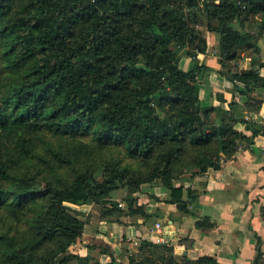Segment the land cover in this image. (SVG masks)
<instances>
[{"label":"trees","instance_id":"1","mask_svg":"<svg viewBox=\"0 0 264 264\" xmlns=\"http://www.w3.org/2000/svg\"><path fill=\"white\" fill-rule=\"evenodd\" d=\"M205 30L219 34L218 72L243 103L203 104L200 84L214 70L199 58L210 51ZM262 38L264 0H0V264H98L70 249L86 224L74 205L149 220L160 214L139 203L145 183L192 212L198 195L184 182L264 132L247 119L264 106ZM122 188L124 206L113 199ZM129 262L219 264L147 238Z\"/></svg>","mask_w":264,"mask_h":264},{"label":"crops","instance_id":"2","mask_svg":"<svg viewBox=\"0 0 264 264\" xmlns=\"http://www.w3.org/2000/svg\"><path fill=\"white\" fill-rule=\"evenodd\" d=\"M259 45L263 62L260 74L264 76V38ZM208 53L199 54L201 60L214 67L208 80L200 84L203 104H218L227 109L234 97L243 103L246 96L231 91L234 82L218 72L221 66L215 52L211 58ZM191 63V57H182L180 66L189 69ZM249 63L250 55L247 67ZM217 92L223 93L225 101L218 100ZM256 95L264 98V89H258ZM248 117L259 125L264 124V106L259 112H247ZM237 128L247 135L252 134L243 124H238ZM184 184L198 195V203L190 213L179 212L173 204L164 201L159 204L156 197L164 199L169 190L158 183H146L144 185L149 187L142 189L141 186V191L136 193L139 203L146 204L149 212L160 214L149 220L140 217L109 220L100 216L99 207L94 204L74 205L87 213L83 216L86 220L83 236L70 247L71 251L81 255L92 252L98 264H110L112 255L103 251L105 246L116 259L113 264H130L129 256L138 252L142 238L161 242L155 223L163 219L167 221L163 235L174 245L177 254L191 259L208 254L216 257L219 264H264V132L258 133L246 148H240L220 169L209 170ZM125 192L123 188L113 192V199L123 202V206ZM199 219L212 226L199 228L196 224ZM89 245L96 248L91 250ZM259 249L262 255L257 257Z\"/></svg>","mask_w":264,"mask_h":264},{"label":"rangeland","instance_id":"3","mask_svg":"<svg viewBox=\"0 0 264 264\" xmlns=\"http://www.w3.org/2000/svg\"><path fill=\"white\" fill-rule=\"evenodd\" d=\"M206 31V36H207V39H208V42H209V44H210V51H209V53L208 54H210L209 55V57L211 58V56L214 54V52H215V56H217V53H218V49H219V41H220V36H219V34L218 33H213V32H210V31H207V30H205ZM182 57H187L188 58V56L187 55H184V51H183V56ZM208 57V58H209ZM218 57V56H217ZM245 57H247V54H246V56ZM182 63H184V60L182 61ZM241 66L242 67H247V58H245L243 61H241ZM146 184V183H145ZM148 185V184H147ZM162 186V185H161ZM147 187H149V186H146V185H142V189L144 188V189H146ZM166 188V187H165ZM125 190V189H124ZM126 191V190H125ZM141 191V190H140ZM138 196H139V193L137 194ZM126 196V192L123 194V197H122V201H124V197ZM157 199V201H159V204H163V201H164V203H168V204H172V203H169V202H166V199H168L169 198V193H167V196L164 198V199H162V198H160V197H156ZM122 204H124L123 202H121ZM175 207H176V209L178 210V208H177V206H176V204H173ZM155 210V209H154ZM80 213H81V217H83V216H85V213H87V211L86 210H80ZM162 224L163 225H166L167 224V221H164L163 219H162ZM166 242H168V241H166Z\"/></svg>","mask_w":264,"mask_h":264},{"label":"built area","instance_id":"4","mask_svg":"<svg viewBox=\"0 0 264 264\" xmlns=\"http://www.w3.org/2000/svg\"><path fill=\"white\" fill-rule=\"evenodd\" d=\"M120 205H123V204L120 202ZM155 229H156L157 233L159 234V239L161 240V242H166L167 241V237L163 235V233H164V225L162 224L161 221H156Z\"/></svg>","mask_w":264,"mask_h":264}]
</instances>
